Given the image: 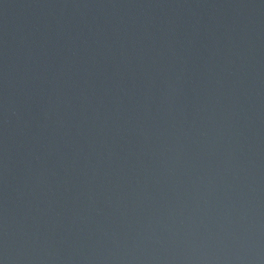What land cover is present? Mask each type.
<instances>
[{
    "label": "water",
    "instance_id": "95a60500",
    "mask_svg": "<svg viewBox=\"0 0 264 264\" xmlns=\"http://www.w3.org/2000/svg\"><path fill=\"white\" fill-rule=\"evenodd\" d=\"M0 264H264V0H0Z\"/></svg>",
    "mask_w": 264,
    "mask_h": 264
}]
</instances>
